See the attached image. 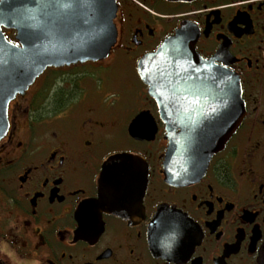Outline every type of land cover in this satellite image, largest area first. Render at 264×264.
<instances>
[{"label": "flooded vegetation", "instance_id": "obj_1", "mask_svg": "<svg viewBox=\"0 0 264 264\" xmlns=\"http://www.w3.org/2000/svg\"><path fill=\"white\" fill-rule=\"evenodd\" d=\"M116 4L106 58L49 66L8 103L1 264H264V0ZM183 23L202 58L238 77L245 114L198 180L174 185L162 173L165 123L136 66ZM4 33L15 42L14 30ZM140 113L155 127L151 140L128 133ZM126 141L147 161L140 210L80 212L97 196L102 163ZM83 220L99 232L79 235Z\"/></svg>", "mask_w": 264, "mask_h": 264}, {"label": "water", "instance_id": "obj_2", "mask_svg": "<svg viewBox=\"0 0 264 264\" xmlns=\"http://www.w3.org/2000/svg\"><path fill=\"white\" fill-rule=\"evenodd\" d=\"M116 10V0H0V138L8 127V103L45 68L108 56L117 37ZM3 28L15 30L17 43L6 38ZM196 37L193 27L183 23L136 66L165 123L168 145L162 173L174 185L198 180L245 114L238 77L202 58L195 50ZM145 120H150L146 113L133 118L128 126L131 137L153 138L155 127L143 125ZM147 172L140 154L109 155L98 175L97 196L80 212L89 207L97 219L102 212L125 217L139 211ZM97 232L84 220L77 229L81 236Z\"/></svg>", "mask_w": 264, "mask_h": 264}, {"label": "rangeland", "instance_id": "obj_3", "mask_svg": "<svg viewBox=\"0 0 264 264\" xmlns=\"http://www.w3.org/2000/svg\"><path fill=\"white\" fill-rule=\"evenodd\" d=\"M125 150L128 152L131 151L133 153H140V149L137 147H133L129 141H126Z\"/></svg>", "mask_w": 264, "mask_h": 264}]
</instances>
